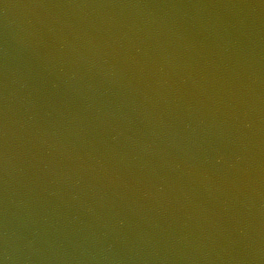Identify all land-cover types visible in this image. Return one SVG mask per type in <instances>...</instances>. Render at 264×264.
<instances>
[{
    "label": "water",
    "instance_id": "1",
    "mask_svg": "<svg viewBox=\"0 0 264 264\" xmlns=\"http://www.w3.org/2000/svg\"><path fill=\"white\" fill-rule=\"evenodd\" d=\"M0 264H264V0H0Z\"/></svg>",
    "mask_w": 264,
    "mask_h": 264
}]
</instances>
